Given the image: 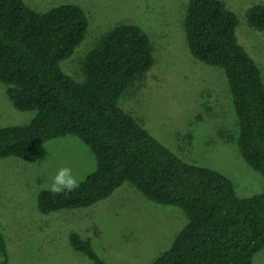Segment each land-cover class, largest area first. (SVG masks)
Listing matches in <instances>:
<instances>
[{
  "label": "trees",
  "instance_id": "obj_1",
  "mask_svg": "<svg viewBox=\"0 0 264 264\" xmlns=\"http://www.w3.org/2000/svg\"><path fill=\"white\" fill-rule=\"evenodd\" d=\"M248 23L264 32V5ZM239 19L222 0H190L184 24L194 61L224 69L239 117V145L247 162L264 175V77L238 44ZM90 17L77 4L39 12L25 0H0V81L21 112L36 111L29 124L0 128V161L37 162L49 141L74 135L94 152L97 168L79 188L42 191L41 214L90 208L125 184L148 200L182 208L188 225L154 264H254L264 249V192L241 198L224 174L189 164L156 139L120 105L122 96L155 66V49L137 24L121 23L104 34L77 81L61 68L86 40ZM74 250L107 264L90 238L71 232ZM0 264H9L0 230Z\"/></svg>",
  "mask_w": 264,
  "mask_h": 264
},
{
  "label": "rangeland",
  "instance_id": "obj_2",
  "mask_svg": "<svg viewBox=\"0 0 264 264\" xmlns=\"http://www.w3.org/2000/svg\"><path fill=\"white\" fill-rule=\"evenodd\" d=\"M237 15L236 39L264 77V32L248 23V10L264 0H222ZM47 12L77 4L91 27L73 56L61 63L77 81L100 38L121 23L139 25L155 49V66L122 96L120 105L183 161L216 170L234 184L241 198L264 192V175L245 159L239 145L240 124L223 68L194 61L184 28L190 0H25ZM36 111L21 112L0 81V128L29 124ZM45 162V163H44ZM44 163V164H43ZM91 148L74 135L53 139L34 163L19 158L0 161V230L7 240L9 264H94L73 249L71 232L90 238L107 264H154L188 225L178 206L148 200L125 184L111 198L90 208L48 215L37 208L39 194L61 167H70L79 182L97 168ZM254 264H264V251Z\"/></svg>",
  "mask_w": 264,
  "mask_h": 264
},
{
  "label": "clouds",
  "instance_id": "obj_3",
  "mask_svg": "<svg viewBox=\"0 0 264 264\" xmlns=\"http://www.w3.org/2000/svg\"><path fill=\"white\" fill-rule=\"evenodd\" d=\"M79 186L80 182L78 178L73 175L72 169L65 166L57 170L55 176L52 178L51 184L45 186V190L53 194H61L74 191L79 188Z\"/></svg>",
  "mask_w": 264,
  "mask_h": 264
},
{
  "label": "crops",
  "instance_id": "obj_4",
  "mask_svg": "<svg viewBox=\"0 0 264 264\" xmlns=\"http://www.w3.org/2000/svg\"><path fill=\"white\" fill-rule=\"evenodd\" d=\"M262 251H264V249H263ZM262 251H261V252H262ZM259 253H260V252H259ZM259 253H258V254H259Z\"/></svg>",
  "mask_w": 264,
  "mask_h": 264
}]
</instances>
